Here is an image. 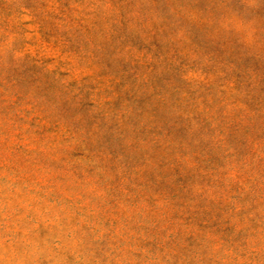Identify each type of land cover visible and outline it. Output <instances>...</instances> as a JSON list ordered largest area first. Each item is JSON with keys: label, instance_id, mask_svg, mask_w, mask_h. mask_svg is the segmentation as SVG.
I'll return each instance as SVG.
<instances>
[{"label": "rangeland", "instance_id": "374dc122", "mask_svg": "<svg viewBox=\"0 0 264 264\" xmlns=\"http://www.w3.org/2000/svg\"><path fill=\"white\" fill-rule=\"evenodd\" d=\"M0 264H264V0H0Z\"/></svg>", "mask_w": 264, "mask_h": 264}]
</instances>
